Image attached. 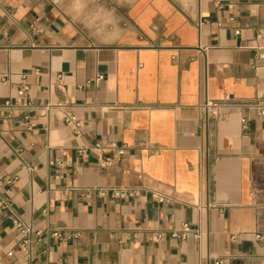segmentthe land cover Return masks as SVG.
Masks as SVG:
<instances>
[{
    "label": "crops",
    "instance_id": "1",
    "mask_svg": "<svg viewBox=\"0 0 264 264\" xmlns=\"http://www.w3.org/2000/svg\"><path fill=\"white\" fill-rule=\"evenodd\" d=\"M261 53L264 0H0V195L43 233L0 214V264H264V119L200 108L264 105Z\"/></svg>",
    "mask_w": 264,
    "mask_h": 264
},
{
    "label": "built area",
    "instance_id": "2",
    "mask_svg": "<svg viewBox=\"0 0 264 264\" xmlns=\"http://www.w3.org/2000/svg\"><path fill=\"white\" fill-rule=\"evenodd\" d=\"M232 8V6H230ZM233 19V18H232ZM238 35L241 33L240 30L236 32ZM259 58H264V54H259ZM173 60H176V56L173 57ZM101 77L97 78V81H100ZM3 81H7L6 77L3 78ZM28 89L27 86L24 87V91ZM232 107H247L257 113L259 118L264 119V105L261 103L260 98H256L252 101H248L245 103H238L233 97L226 96L223 99H210L206 98L203 104L200 105L201 110L205 115L206 121L210 118H218L223 116V111L225 108H232ZM65 122L70 125L75 133V135H80L82 130V123L75 115L66 116ZM242 125L244 128L248 127V119H242ZM105 148L102 145H95L91 148L83 147L80 149V153L82 155H87L89 151H99L103 152ZM126 147L118 148V156L122 157L125 153ZM102 161L105 165L110 166L114 163V160L111 158H102ZM97 191L99 195L104 196L108 193L111 194L114 198H126V197H137L141 195V191L139 189H131L128 187H119V188H112V189H94ZM90 193V191H88ZM152 197L161 202V203H169L172 199L166 195H163L159 192H152ZM8 213L9 219L12 221L13 227L16 229L19 239H20V248L24 253V261L29 262L33 257V240L34 236L38 238L43 236V233L36 231L34 227L25 221L16 211L13 203L8 200L7 198L0 195V214ZM193 231L190 229L188 224H183L181 228L175 229L170 233V236L174 239L186 240L190 233ZM51 236L56 239H61L66 236L67 239H79L80 233H73L71 235H64L60 231H55L51 233ZM199 237L198 235H196ZM260 238V236H257ZM153 241H161L165 238L164 233L160 232H153L151 235ZM215 264H223V261H216Z\"/></svg>",
    "mask_w": 264,
    "mask_h": 264
}]
</instances>
